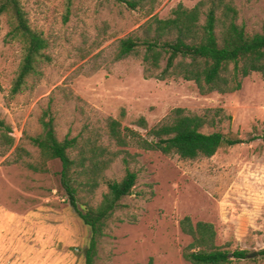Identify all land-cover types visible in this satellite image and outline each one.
<instances>
[{
  "label": "rangeland",
  "instance_id": "374dc122",
  "mask_svg": "<svg viewBox=\"0 0 264 264\" xmlns=\"http://www.w3.org/2000/svg\"><path fill=\"white\" fill-rule=\"evenodd\" d=\"M122 1L20 0L31 28L49 42L51 63L43 67L40 82L14 98L10 91L23 46L4 41L10 18L0 19V119L15 137V146L0 156V264H85L91 231L69 206L60 162H49L47 173L8 163L17 147L30 154L26 161L38 160L27 137L40 135L39 117L51 97L60 140L102 128L107 118L144 134L135 125L140 117L151 128L175 108L195 113L222 109L230 116L204 133L220 131L245 140L264 135V80L259 74L244 79L235 93L201 95L193 82L146 80L135 56L116 60L119 41L142 35L140 28L150 18L165 19L179 4L193 8L201 0H149L136 10ZM235 4L238 23L249 34L264 32V0ZM130 151L138 154L130 166L138 173L137 185L107 222L96 264H147L150 259L154 264H190L183 252L192 240L179 226L187 216L193 223L213 224L222 249L249 253L231 264H264L259 255L250 257L264 249V141L223 147L213 157L197 160ZM125 171L119 159L106 176L120 181ZM105 193L102 185L90 203L97 206Z\"/></svg>",
  "mask_w": 264,
  "mask_h": 264
},
{
  "label": "trees",
  "instance_id": "16d2710c",
  "mask_svg": "<svg viewBox=\"0 0 264 264\" xmlns=\"http://www.w3.org/2000/svg\"><path fill=\"white\" fill-rule=\"evenodd\" d=\"M148 1L122 2L136 10ZM5 15L10 18V31L4 41H17L23 46V58L10 91L14 98L40 82L42 69L51 63V57L47 54L48 40L31 28L20 0H1L0 19ZM238 21L235 0H201L193 8L179 4L165 19L150 18L140 28L142 35L132 34L119 41L116 60L131 56L139 58L146 80L193 82L201 95L235 93L241 90L243 80L252 74H259L264 80V32L249 34ZM69 95L66 97L70 98ZM225 119L231 118L222 109L195 113L175 108L151 128L146 119L140 117L135 125L144 134L124 127L118 119L107 118L102 128L93 127L60 140L56 132L54 98L51 97L39 117L40 135L27 137L39 152L38 160L26 161L25 157L30 154L17 147L14 158L8 163L47 173L49 162H60V184L69 206L91 231L84 252L85 264H96L107 222L137 185L138 173L130 166L137 161L138 154H132L130 150L197 160L211 158L223 147L240 146L257 139L264 141V135L245 140L220 131L203 132L205 128H216ZM14 146L12 127L0 119V156L5 157ZM119 159L125 166V175L120 181L109 180L106 172ZM102 185L107 187V193L97 206H93L90 198ZM179 226L192 240L183 252V258L190 264H231L234 260L248 258L247 251L231 253L219 247L217 231L211 223H193L187 216ZM258 254L264 258V249ZM147 264H154L153 259Z\"/></svg>",
  "mask_w": 264,
  "mask_h": 264
},
{
  "label": "water",
  "instance_id": "95a60500",
  "mask_svg": "<svg viewBox=\"0 0 264 264\" xmlns=\"http://www.w3.org/2000/svg\"><path fill=\"white\" fill-rule=\"evenodd\" d=\"M259 254H258V252H254L250 257L251 258H255V257H257Z\"/></svg>",
  "mask_w": 264,
  "mask_h": 264
}]
</instances>
